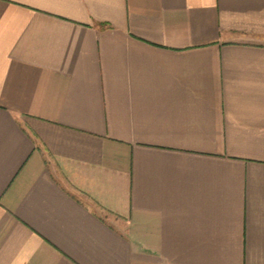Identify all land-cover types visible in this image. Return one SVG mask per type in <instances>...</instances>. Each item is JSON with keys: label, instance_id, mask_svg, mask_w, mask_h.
Segmentation results:
<instances>
[{"label": "crops", "instance_id": "0c3cea01", "mask_svg": "<svg viewBox=\"0 0 264 264\" xmlns=\"http://www.w3.org/2000/svg\"><path fill=\"white\" fill-rule=\"evenodd\" d=\"M0 264H264V0H0Z\"/></svg>", "mask_w": 264, "mask_h": 264}]
</instances>
